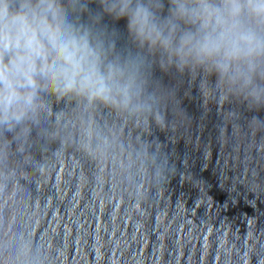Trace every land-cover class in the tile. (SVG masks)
<instances>
[{"label": "clouds", "instance_id": "9594fccd", "mask_svg": "<svg viewBox=\"0 0 264 264\" xmlns=\"http://www.w3.org/2000/svg\"><path fill=\"white\" fill-rule=\"evenodd\" d=\"M101 4L141 41L163 48L178 68L209 65L264 103L257 84L264 80V0H171L162 22L140 2ZM70 7L89 11L87 0H71ZM49 88L127 107L139 85L134 64H103L89 29L70 22L60 0H0V128L33 119Z\"/></svg>", "mask_w": 264, "mask_h": 264}]
</instances>
